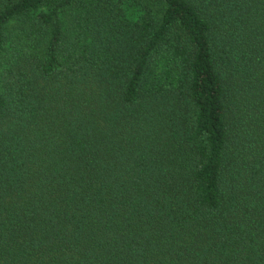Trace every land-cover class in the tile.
Returning a JSON list of instances; mask_svg holds the SVG:
<instances>
[{
    "label": "trees",
    "instance_id": "trees-1",
    "mask_svg": "<svg viewBox=\"0 0 264 264\" xmlns=\"http://www.w3.org/2000/svg\"><path fill=\"white\" fill-rule=\"evenodd\" d=\"M0 264H264V0H0Z\"/></svg>",
    "mask_w": 264,
    "mask_h": 264
}]
</instances>
